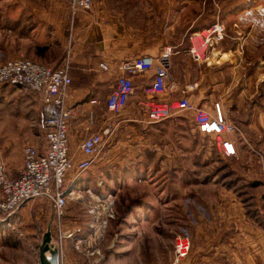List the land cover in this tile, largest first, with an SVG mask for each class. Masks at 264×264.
<instances>
[{"label":"rangeland","instance_id":"obj_1","mask_svg":"<svg viewBox=\"0 0 264 264\" xmlns=\"http://www.w3.org/2000/svg\"><path fill=\"white\" fill-rule=\"evenodd\" d=\"M5 1H22L23 6L25 0ZM27 2L36 6L34 0ZM153 2L159 14H151V23L178 25L168 38L183 40L194 63L215 70V75L220 70L225 86L232 87L233 103L225 115L239 130L232 135L237 156L222 158L216 137L199 135L187 114L177 117L183 118L178 126L171 124L174 118L148 129L120 128V144L103 152L108 154L106 165L74 181L75 195L61 220L44 201L32 200L10 227L0 223V264H177L175 243L180 236L189 239L191 248L178 264H264V0H151V7ZM0 9L2 26L4 12L12 8L6 4ZM215 24L224 27L222 38H213L203 60L195 61L192 37L202 44ZM3 50L0 62L8 60H1ZM41 119L39 96L0 85V154L5 152L14 163L26 144L42 148ZM85 132L82 137L77 133L78 141ZM141 134L147 144L138 150L135 139ZM116 153L119 162L111 161ZM72 178L67 177L68 186ZM86 200L113 203L114 218L100 239H91V225L98 217H90V209L83 206ZM116 211L124 212L123 224L115 219ZM100 212L105 213L102 208ZM131 212L134 218L129 219ZM69 232L76 235L67 240ZM116 232H124L125 246L108 253ZM88 242L94 245L90 248Z\"/></svg>","mask_w":264,"mask_h":264},{"label":"crops","instance_id":"obj_2","mask_svg":"<svg viewBox=\"0 0 264 264\" xmlns=\"http://www.w3.org/2000/svg\"><path fill=\"white\" fill-rule=\"evenodd\" d=\"M2 1L5 0H0V2ZM27 1L30 0L23 1V6L22 1L19 5L15 2L8 3L6 1L0 5L7 4V7L12 8L4 12V24L0 26V50L6 49V51L3 50L5 58L1 60L28 57L56 67L61 64L69 49L72 60L73 83L67 93L66 106L73 112L69 138L70 149L75 162L86 159L80 149L83 139L78 141L77 133L80 132V137H82L81 131L86 130L85 135L87 136L96 132L105 123L111 121L113 123L115 118L107 110V100L119 75L117 66L127 59L144 55L158 58L166 48L170 47L172 54L166 59V62L179 85L183 87L192 83L198 84V88L191 93L192 99L195 97L197 101L199 100L198 102L203 101L205 106L209 108L212 107L214 101H219L223 105L224 112L225 109H228L229 104L233 103L232 99L229 101V92H231L232 87L225 86L224 74L220 70L216 75L215 70L208 68L204 70L200 64L192 61L187 51L188 48L183 45V40L173 42V39L168 38L167 33H176L179 30L178 25L151 23V14H159L155 12L157 9L155 2L151 7V0H136L132 3L130 0H94L93 8L89 11H79L73 21L70 18V8L65 0H41V2L34 0L36 6H32L33 3ZM162 8L164 9L165 6L163 5ZM164 16H166L165 13ZM163 32L166 33V36H163ZM70 39H72V43H69ZM225 58L218 57L223 62ZM102 62L110 65L112 71H104L100 66ZM152 75L153 72L134 75L133 81L137 84L142 81L150 83ZM227 80L229 81V78ZM12 87L21 92L18 87ZM137 112V106L132 99L128 110L116 119L118 129L125 128L126 131L137 129L136 127L148 129L147 126L135 121L134 117L137 116ZM181 119L183 118L174 119L171 124L174 123L173 125L178 126L179 122H182ZM91 121H93V125H91ZM117 134L105 151L112 148L114 143L115 146L120 144L121 140L117 138ZM231 138L236 144L237 138L232 136ZM135 143H137L136 148L138 150H143L147 140L141 134L137 135ZM24 149L22 157L14 163L5 152H3L4 155L2 154L3 156L0 154L8 175L14 177L23 170L25 165ZM102 155L103 157H101ZM101 156V159H98L95 165L84 175L90 173L91 176L98 167H104L103 164L106 165L104 161L108 154L102 153ZM119 160L118 153L111 158V161L114 162H119ZM106 161L110 160L107 159ZM69 176L70 174L67 177ZM89 191L93 194L92 188ZM88 194L86 191L85 195ZM89 198L92 199V196ZM101 203L106 206L109 202L102 201ZM95 205L97 202L94 200L83 202V206L87 210L92 209ZM123 214L124 212L115 218L122 224L124 222ZM95 216L91 215L90 217L93 219ZM131 218H134V212H131L129 219ZM76 221H78L77 218ZM77 230L81 231V228L75 227L74 231ZM123 233L118 234L116 232L110 240L109 237L108 239L106 237L107 242L110 241L111 244L107 249L105 248V251L111 253L112 250H115V246H125L122 242ZM120 237L121 241H119ZM63 238L65 237L63 236ZM88 243L85 245L90 246V248L94 245L91 242Z\"/></svg>","mask_w":264,"mask_h":264},{"label":"built area","instance_id":"obj_3","mask_svg":"<svg viewBox=\"0 0 264 264\" xmlns=\"http://www.w3.org/2000/svg\"><path fill=\"white\" fill-rule=\"evenodd\" d=\"M73 21L79 11H89L94 0H66ZM224 27L215 24L209 29L205 42L196 44L190 50L197 62L203 60L204 49L213 38L221 39ZM217 35H213V34ZM213 35V36H212ZM69 43H72L70 39ZM172 54L166 48L160 57L144 55L121 62L119 75L108 100L107 110L119 118L128 110L132 99L137 106L135 121L143 126L153 127L183 114L190 117L193 129L203 136H215V143L220 156L224 159L237 156V148L231 136L239 130L231 124L225 115L221 102L213 106H199L192 100V92L198 88L197 83L181 87L173 75L166 59ZM104 71H112L105 62L100 64ZM72 60L67 50L60 65L53 67L28 57L10 58L0 62V85L18 87L23 93L39 96L42 103V131L44 146L26 145L24 149L25 165L17 176L8 175L5 163L0 155V223L11 226L22 207L32 200H42L51 213L61 220L66 214L69 198L75 195L71 189L74 181L82 177L97 162L108 148L118 132L116 119L101 125L96 132L87 135L80 149L86 159L75 162L70 149V122L73 112L66 106L67 93L73 83L71 75ZM153 72L150 83L133 81L134 75ZM92 117V115H91ZM91 121V125H93ZM73 176L70 185L66 184L67 176ZM101 201V200H99ZM100 209H90L98 222L91 226L94 229L93 239H100L108 228L109 219H113L112 206L97 202ZM101 208L105 213H101ZM76 233H70L73 238ZM82 243V242H80ZM191 243L186 237H178L175 243L176 263L187 258Z\"/></svg>","mask_w":264,"mask_h":264},{"label":"water","instance_id":"obj_4","mask_svg":"<svg viewBox=\"0 0 264 264\" xmlns=\"http://www.w3.org/2000/svg\"><path fill=\"white\" fill-rule=\"evenodd\" d=\"M48 242H49V241L47 240V242H46V243H47V245H48ZM45 247H47V249H46V251H47V250L49 249V248H48L49 246H45ZM55 264H56V263H55Z\"/></svg>","mask_w":264,"mask_h":264}]
</instances>
